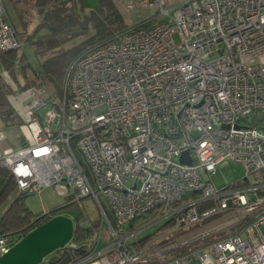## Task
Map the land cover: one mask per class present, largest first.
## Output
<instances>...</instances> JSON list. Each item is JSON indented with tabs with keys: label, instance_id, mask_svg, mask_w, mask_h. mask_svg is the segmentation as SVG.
<instances>
[{
	"label": "built area",
	"instance_id": "built-area-1",
	"mask_svg": "<svg viewBox=\"0 0 264 264\" xmlns=\"http://www.w3.org/2000/svg\"><path fill=\"white\" fill-rule=\"evenodd\" d=\"M112 2L126 30L69 67L60 97L40 79L14 97L28 139L0 166L19 194L90 198L99 229L72 264H264V0ZM142 8L156 15L137 21ZM12 50L23 43L0 0V52ZM228 163L244 177L218 189ZM214 217L192 245L133 246L154 224ZM21 239L0 236V257Z\"/></svg>",
	"mask_w": 264,
	"mask_h": 264
},
{
	"label": "trees",
	"instance_id": "trees-1",
	"mask_svg": "<svg viewBox=\"0 0 264 264\" xmlns=\"http://www.w3.org/2000/svg\"><path fill=\"white\" fill-rule=\"evenodd\" d=\"M97 3L96 8L86 12L84 0H33V8L41 19L31 34H27L28 23L18 16L23 28L22 34L18 32L23 50L0 52V120L6 127L23 125L22 117L10 101L13 95L33 87L40 79L52 86L60 97L69 67L86 51L126 30L124 20L112 0H97ZM42 31L45 35L37 37ZM84 37L87 39L74 44V41ZM71 43L68 48L67 45ZM24 45L30 48L37 60L36 69L29 62ZM18 75L25 80L23 86L18 82ZM25 197L17 192L11 173L0 166V236L21 239L53 218L58 211L33 214L24 204ZM65 201L66 207L75 206L69 200ZM169 226L171 223H166L155 233ZM98 229L96 221L89 226H81L78 220L74 221L71 240L77 243L78 248L55 251L49 255L55 256L47 264H72L82 259L86 254L85 243ZM154 236L138 240L133 246L138 250L143 249L153 241Z\"/></svg>",
	"mask_w": 264,
	"mask_h": 264
},
{
	"label": "rangeland",
	"instance_id": "rangeland-1",
	"mask_svg": "<svg viewBox=\"0 0 264 264\" xmlns=\"http://www.w3.org/2000/svg\"><path fill=\"white\" fill-rule=\"evenodd\" d=\"M32 2L33 0H14V1L3 0L4 9L8 15V19L11 22L12 26L19 32V34L23 33V28L19 23V18H18L19 15L21 16L23 21L28 23L27 34H31L33 32V30L36 28V25L41 19L40 14L37 13V11L33 8ZM84 5L86 8V12H88L89 10L96 8L98 3L97 0H84ZM132 15L133 14H131V16ZM155 15H156L155 10L142 8L139 9L137 11V14H134L133 16L136 17L137 21H143L152 18ZM44 35L45 33L42 31L37 35V37ZM87 37L74 41V44H80L81 42L86 40ZM173 41L175 44H178L179 43L178 37L173 36ZM72 44L73 43L67 45V47L68 48L71 47ZM24 47H25V53L27 54L30 64L32 65L33 68L36 69L38 67L37 60L34 58L30 48L27 45H24ZM17 78L20 85L23 86L25 80H23V78L20 75H18ZM27 89L18 92L17 94L13 95L10 98L12 105H13L14 97L20 95L21 93H24ZM44 113L45 110L42 112V115H44ZM243 177H244V173L240 166L234 163H228L227 165H222L217 167L215 175L212 176V183L218 189L226 188L228 186L239 184L243 179ZM24 204L33 214L50 213L51 211L58 209V211L55 213V216H65L72 219L73 221L78 220L79 222L86 219H91L92 221H98L97 209L90 200V198H85L84 200H82L81 206L75 205L72 207H66L67 203L63 197L55 194L51 190H45L39 195L26 196ZM218 218L220 217L211 218L209 220L201 222L195 227L181 228L180 226L171 225L166 228L164 227L157 233L155 232L159 230L164 224L163 223L154 224L141 231L138 234L137 239L141 240L147 236L155 234L153 241L158 242L162 239L164 240L173 239L176 236L181 235L178 238H176V241L178 242L179 245L186 247L194 244L195 242H198L200 238L198 236L206 233L207 231H210V229L213 226L219 223V221L221 220H219ZM232 231L233 229L231 227L225 228L226 233ZM211 234L213 235V233L209 234V236H211L209 240L213 237ZM194 237L196 239H194L193 241L189 240V239H193ZM215 239H217V237H213L211 240H215ZM188 240L191 242H188ZM54 256L55 255L53 254L45 258L41 264H47L48 260L52 259V257Z\"/></svg>",
	"mask_w": 264,
	"mask_h": 264
},
{
	"label": "water",
	"instance_id": "water-1",
	"mask_svg": "<svg viewBox=\"0 0 264 264\" xmlns=\"http://www.w3.org/2000/svg\"><path fill=\"white\" fill-rule=\"evenodd\" d=\"M182 165H191L188 153L180 157ZM74 221L65 216H55L35 228L0 257V264H41L57 250L71 241Z\"/></svg>",
	"mask_w": 264,
	"mask_h": 264
},
{
	"label": "crops",
	"instance_id": "crops-1",
	"mask_svg": "<svg viewBox=\"0 0 264 264\" xmlns=\"http://www.w3.org/2000/svg\"><path fill=\"white\" fill-rule=\"evenodd\" d=\"M0 133L3 135V140L0 142V153H2L3 149L6 148H10L12 150L20 149L27 143L28 132L23 125L17 127H6L0 120Z\"/></svg>",
	"mask_w": 264,
	"mask_h": 264
}]
</instances>
